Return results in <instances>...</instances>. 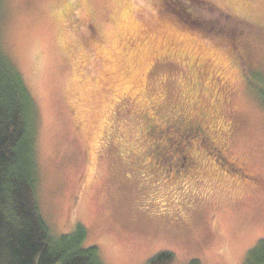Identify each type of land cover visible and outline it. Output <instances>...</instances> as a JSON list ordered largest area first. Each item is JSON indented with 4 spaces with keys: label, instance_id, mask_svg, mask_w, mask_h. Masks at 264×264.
Masks as SVG:
<instances>
[{
    "label": "rangeland",
    "instance_id": "374dc122",
    "mask_svg": "<svg viewBox=\"0 0 264 264\" xmlns=\"http://www.w3.org/2000/svg\"><path fill=\"white\" fill-rule=\"evenodd\" d=\"M201 2L195 15L238 36L161 0H3V48L36 108L41 214L55 236L84 226L106 264H245L264 240V0ZM153 117L203 124L252 181L167 177Z\"/></svg>",
    "mask_w": 264,
    "mask_h": 264
},
{
    "label": "trees",
    "instance_id": "16d2710c",
    "mask_svg": "<svg viewBox=\"0 0 264 264\" xmlns=\"http://www.w3.org/2000/svg\"><path fill=\"white\" fill-rule=\"evenodd\" d=\"M161 1L184 22L207 27L211 34L238 36L195 15L194 6H202L201 0ZM2 4L0 0V12ZM260 95L264 101V84ZM35 117L33 98L3 48L0 29V264H106L97 247H85L84 226L55 236L41 214ZM173 258L172 252H161L148 264H171ZM245 264H264V240L249 252Z\"/></svg>",
    "mask_w": 264,
    "mask_h": 264
},
{
    "label": "flooded vegetation",
    "instance_id": "af4514ba",
    "mask_svg": "<svg viewBox=\"0 0 264 264\" xmlns=\"http://www.w3.org/2000/svg\"><path fill=\"white\" fill-rule=\"evenodd\" d=\"M151 122L155 124L151 123L152 125L149 126L147 135L149 137L154 136V140L161 143L151 149L153 154L152 159L155 162L158 161L159 159L156 158L157 156H161L159 154H162L163 159H167L168 157V160H162L163 165L166 163L167 166V177H172L173 175L182 177L181 180H178L176 177L174 179L188 183L198 174L211 173L217 175L224 171L223 174L226 176L227 174L234 177L236 175V178L240 182L252 181L245 167L239 166L237 163L227 159L225 150L211 137L203 124L196 122L190 125H173L169 121L163 120L162 117H153L151 118ZM153 131L155 135L152 134ZM192 133H194L192 139H196V141H193L194 143L191 144H183V141L189 138V135ZM201 140L207 142L206 146L202 145ZM158 145L161 146L160 152L157 150ZM203 147L206 148L202 150L201 148ZM207 156H210L213 161H206ZM220 161H225L226 165L225 168H221L222 170H219L223 166Z\"/></svg>",
    "mask_w": 264,
    "mask_h": 264
}]
</instances>
